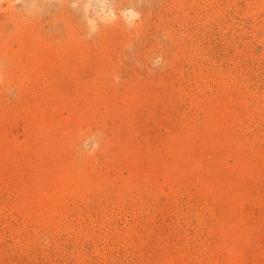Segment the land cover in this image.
<instances>
[{"label":"rangeland","instance_id":"obj_1","mask_svg":"<svg viewBox=\"0 0 264 264\" xmlns=\"http://www.w3.org/2000/svg\"><path fill=\"white\" fill-rule=\"evenodd\" d=\"M0 264H264V0H0Z\"/></svg>","mask_w":264,"mask_h":264}]
</instances>
